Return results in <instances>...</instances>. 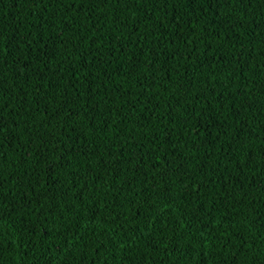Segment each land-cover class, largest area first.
<instances>
[{"label": "trees", "instance_id": "obj_1", "mask_svg": "<svg viewBox=\"0 0 264 264\" xmlns=\"http://www.w3.org/2000/svg\"><path fill=\"white\" fill-rule=\"evenodd\" d=\"M0 264H264V0H0Z\"/></svg>", "mask_w": 264, "mask_h": 264}]
</instances>
